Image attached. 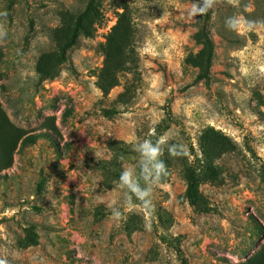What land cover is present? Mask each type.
Listing matches in <instances>:
<instances>
[{"label": "rangeland", "instance_id": "obj_1", "mask_svg": "<svg viewBox=\"0 0 264 264\" xmlns=\"http://www.w3.org/2000/svg\"><path fill=\"white\" fill-rule=\"evenodd\" d=\"M0 24V258L264 264V0H0ZM161 137L186 155L149 209L119 177Z\"/></svg>", "mask_w": 264, "mask_h": 264}, {"label": "clouds", "instance_id": "obj_2", "mask_svg": "<svg viewBox=\"0 0 264 264\" xmlns=\"http://www.w3.org/2000/svg\"><path fill=\"white\" fill-rule=\"evenodd\" d=\"M207 5L211 7L215 0H205ZM234 5L238 0H229ZM237 18H230L235 20ZM232 25L229 24V27ZM7 38V31L2 24H0V42ZM165 145L168 146L169 154L172 156L186 155L182 145L168 144L164 138H157L155 141L145 139L139 141L134 146V151L138 153L140 160L138 164V171L135 168H124L119 177L120 185L127 189L131 196L139 200L143 206L151 209L152 203V189L159 185L162 180L168 175L167 167L164 161L160 158L163 155ZM135 177H139L136 179ZM143 180V184L140 181ZM131 197H129L130 199ZM111 216L114 219H121L122 213L116 202L108 204ZM0 264H9L7 259L0 258Z\"/></svg>", "mask_w": 264, "mask_h": 264}, {"label": "trees", "instance_id": "obj_3", "mask_svg": "<svg viewBox=\"0 0 264 264\" xmlns=\"http://www.w3.org/2000/svg\"><path fill=\"white\" fill-rule=\"evenodd\" d=\"M91 9V5L88 10ZM88 11L84 12V15L87 14ZM208 15H206V19ZM91 35L92 30L88 27H76L70 37L66 39L60 46L59 54L57 55V61L61 62L67 59L68 51L78 44L80 36ZM211 46V44H210ZM211 55V51L209 56ZM210 69V60L207 63V71ZM205 170L210 174L216 173V168L212 163L206 164ZM202 170H198L194 167H189L187 170V178H188V187H187V196L190 201L195 202L199 197V187L202 179ZM29 239L32 243H38L37 232L35 231V225H31ZM182 261L184 264H190L186 258L182 257Z\"/></svg>", "mask_w": 264, "mask_h": 264}]
</instances>
